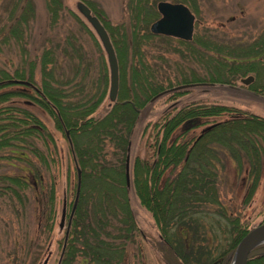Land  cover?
<instances>
[{"label":"trees","instance_id":"1","mask_svg":"<svg viewBox=\"0 0 264 264\" xmlns=\"http://www.w3.org/2000/svg\"><path fill=\"white\" fill-rule=\"evenodd\" d=\"M81 1L102 24L112 44L118 67L115 101L103 115H92L107 92L105 65L101 60L99 68L91 75V63L76 37L66 35L39 54L41 79L33 89L35 95L13 89L0 92V150L6 153L3 158L31 164L28 156H33L45 165V156L35 141L50 138L49 133L32 113L10 104V100L17 97L32 99L53 118L56 128L68 132L71 155L80 169L78 200L60 264H75L78 254L82 259L78 264H121L126 245L134 242L137 232L125 185L124 158L132 129L145 103L177 85L192 82L232 85L248 73H253L256 79L261 74L264 76V30L246 47L227 48L199 41L213 52L208 78H197L192 70L190 78L183 73L178 79L168 73H159L143 60L144 44L153 38H170L148 30V25L158 17L156 3L164 0H127V22L115 25L93 3ZM172 1L186 4L195 11L191 7L192 0ZM44 2L49 22L55 23L64 8L61 0ZM16 9L18 14L14 16L12 13ZM68 13L95 42L78 15ZM32 16V0H24L21 5L15 0L2 40L21 42ZM63 59L69 70L58 74L56 70ZM32 77L31 61L27 73L23 69L9 73L0 68V88L17 84V80L28 82L24 83L27 86L34 84ZM246 88L254 94H263L264 84L254 83ZM185 91L186 88L174 90L168 96L174 98ZM222 114L230 116L210 122L195 137L178 141L177 137L171 138L177 128L180 129L179 137L185 135L186 130L180 127L189 118ZM158 120L159 123L153 124L157 126L155 141L148 143V147H152L153 162L150 157H134L132 187L140 205L152 214L159 229L162 257L166 264H177L176 259L180 264H210L215 259H221L219 264H229L235 245L248 229L237 217H228L220 204L216 168L220 154L232 160L236 173L245 163L248 174L253 175L251 190L254 189L264 164V117L224 105L190 103L173 114L163 113ZM168 166L171 174L161 179V171ZM25 186L23 178L0 176V194L9 198L15 196L19 200L22 196L19 191ZM46 195L43 222L50 230L54 212L52 186ZM206 220L212 234L210 245L205 239L208 230L202 228ZM213 224L216 225L214 229ZM245 264H264V243L249 253Z\"/></svg>","mask_w":264,"mask_h":264},{"label":"rangeland","instance_id":"2","mask_svg":"<svg viewBox=\"0 0 264 264\" xmlns=\"http://www.w3.org/2000/svg\"><path fill=\"white\" fill-rule=\"evenodd\" d=\"M14 1L0 0V68L9 73H12L14 69H23L27 73L31 61L33 62L34 84H32L33 87L27 86L17 80V84L0 88V92L13 89L35 95L33 89L40 84L41 79L39 54L43 48L49 47L56 40L70 34L76 37L82 47L81 51L90 61L91 75L99 68V62L103 61L108 91L109 75L105 53L90 25L76 10L75 3L81 0H61L64 8L55 23L49 22L44 0H32L33 16L23 31L22 41L15 42L13 39L3 41ZM23 1L18 0V5H21ZM86 1L100 8L103 16L111 24L127 22V0ZM164 1L180 3L172 0ZM191 4L195 11L183 4L193 15V30L188 45L181 44L177 38L170 37L169 39L153 38L142 47L143 60L146 65L159 73H168L170 77L174 75L180 79L183 73L185 77L190 78V71L193 70L195 77L208 78V71L211 69L209 60L213 52L207 50L199 41H208L216 46L227 48L246 47L257 40L264 30V0H192ZM67 10L78 15L93 34L95 42ZM17 12L16 9L12 15L15 16ZM68 70L69 65L63 59L56 73L63 74ZM249 75L252 77L250 83L243 85L239 82L241 78ZM195 83L199 84L186 88L183 94L174 98L168 96L170 92L154 99L151 97L145 103L141 110L142 115L132 129L125 154V157L128 155V187L126 188L137 232L134 235V242L126 245L121 264H166L160 252L159 229L152 214L140 205L132 187L134 157H150V162H153L152 147H148V143L155 141L157 126L153 127V124L160 122L159 117L167 111L173 114L179 107L190 103L224 105L264 117V91L263 94H254L246 88L254 83L264 84L262 74L256 79L253 73H248L237 78L232 85ZM112 103L108 100L106 92L92 115L94 117L103 115ZM10 104L26 109L36 116L43 125L44 131L49 133L50 138L43 137V141L41 138L35 141L36 146L45 156V165L33 156H28L31 164L13 158H3L2 155L6 153L0 150V176H15L26 181V186L19 191L22 194L19 200L15 196L9 198L7 195L0 194V264H57L76 185V172L70 147L63 131L56 128L53 118L32 99L17 97L10 100ZM229 116V114H222L216 117L200 118L199 124L187 129L185 135L179 137L180 129L177 128L171 138L177 137L178 141L195 137L210 122L224 120ZM109 152L108 150V155ZM235 170L232 160L220 154V162L216 168L218 200L226 210L228 217H237V220L249 230L258 223L264 222V164L261 165L257 176L259 178L252 190L251 181L254 178L253 175L248 174L247 165L242 164L238 173ZM161 172L160 178L163 179L169 177L172 169L168 166ZM50 186L53 187L54 212L51 229L47 230L43 222V213L46 194ZM63 206L65 216L63 225L59 228L58 223ZM206 221L202 223L205 231L210 228L209 221ZM213 225L212 228H216V225ZM211 238L212 234L208 230L205 239L209 245L212 242ZM81 260L78 254L73 263L78 264ZM176 260L177 264H180V260ZM210 264H219V262L215 259Z\"/></svg>","mask_w":264,"mask_h":264},{"label":"water","instance_id":"3","mask_svg":"<svg viewBox=\"0 0 264 264\" xmlns=\"http://www.w3.org/2000/svg\"><path fill=\"white\" fill-rule=\"evenodd\" d=\"M75 7L77 12H79L81 16L85 19V21L90 25L92 31L94 32L96 38L98 39L105 53L106 62L108 66V75H109L107 97L110 102H114L116 99L117 88H118V67H117L115 53L110 43L108 34L104 29V27L102 26V24L99 22V20L90 13V9L87 7V5H85L82 1H77L75 3ZM156 10L159 13V17L149 24L150 33L174 37L184 41H188L191 39L192 30H193V15L185 5L181 3L159 1L156 3ZM251 81H252V77L250 75L241 78L239 80V82L243 85H247ZM18 82L29 84L28 82H24L20 80H18ZM198 84L199 83H188V84L178 85L154 95L152 99L160 95H163L167 92H171L181 88H188ZM30 85L33 87L32 84ZM199 122H200V117H192L185 120L181 124L180 128L181 130H187L193 126L198 125ZM64 134L68 142V145L71 149V143L68 136V132L64 130ZM73 162L76 172L75 193L71 204V208L68 213L65 231H64V237H63L57 264H59L63 250L65 248L69 226L74 213V209L77 204L79 189H80V169L74 157H73ZM124 175H125V183L126 186L128 187V155H126L125 157ZM64 216H65V209L63 206L61 209L60 220L58 223L59 228L62 227L63 225ZM262 243H264V222L258 223L257 225L253 226L240 238V240L237 242L234 248L231 261L229 264H245L249 253L256 246Z\"/></svg>","mask_w":264,"mask_h":264},{"label":"flooded vegetation","instance_id":"4","mask_svg":"<svg viewBox=\"0 0 264 264\" xmlns=\"http://www.w3.org/2000/svg\"><path fill=\"white\" fill-rule=\"evenodd\" d=\"M262 244H263V243H262ZM217 261H218V262H220V261H221V259H217ZM60 262H61V259H60ZM60 262H59V264H60Z\"/></svg>","mask_w":264,"mask_h":264}]
</instances>
